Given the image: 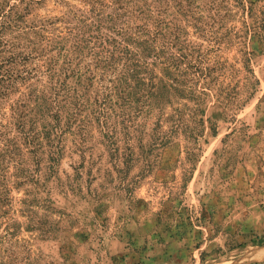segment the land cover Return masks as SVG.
Instances as JSON below:
<instances>
[{"label":"rangeland","instance_id":"rangeland-1","mask_svg":"<svg viewBox=\"0 0 264 264\" xmlns=\"http://www.w3.org/2000/svg\"><path fill=\"white\" fill-rule=\"evenodd\" d=\"M177 1L185 16L167 0V26H149H178L186 45L166 51L186 59L150 72L190 79L201 103L141 111L134 96L102 106L91 53L59 57L74 18L116 0H0V264H228L251 249L229 264H264V0Z\"/></svg>","mask_w":264,"mask_h":264},{"label":"trees","instance_id":"trees-1","mask_svg":"<svg viewBox=\"0 0 264 264\" xmlns=\"http://www.w3.org/2000/svg\"><path fill=\"white\" fill-rule=\"evenodd\" d=\"M167 0H116L117 7L114 12L105 15L97 5H92L87 15L74 18L76 21L71 25L67 38L60 43L59 57L71 65L74 61L82 62L87 58L88 53L97 60V66L101 67L104 73L109 74L107 82L103 85L102 106L115 101V104H125L135 97V103L141 105V111L145 108L153 109L160 101L170 98L173 94L186 96L190 100L201 103L202 92L188 86L190 79L180 81L178 78H168L172 82L161 81L156 84V77L150 72V66H155L164 57L166 74L180 66L186 56L178 55L186 45V38L182 37L183 31L175 26V33L170 32L162 35L160 32H153L150 23L157 24L163 30L167 26L161 19L160 4ZM179 11L185 10L183 2L173 0ZM184 12V13H183ZM182 13L185 14V11ZM154 20V22H153ZM151 25V24H150ZM177 33V34H176ZM159 34L162 35V51H158ZM168 49L178 50L168 52ZM123 61L122 68L119 64ZM85 74L91 73L90 62H84ZM206 70L203 67L189 63L185 68L193 74ZM86 80L92 81L91 78ZM140 91V92H138ZM145 95H142V92ZM140 96V97H138ZM83 98L79 97L74 101L75 113L81 107ZM101 106V107H102ZM143 107V108H142ZM200 111V110H199ZM103 117L104 127L107 119L104 110L98 112Z\"/></svg>","mask_w":264,"mask_h":264},{"label":"bare ground","instance_id":"bare-ground-1","mask_svg":"<svg viewBox=\"0 0 264 264\" xmlns=\"http://www.w3.org/2000/svg\"><path fill=\"white\" fill-rule=\"evenodd\" d=\"M253 253H254V251L252 249L251 250H246V251L242 252L241 254H239L238 256L233 257L228 262V264L229 263H237V262L242 261V260H249V259L252 258Z\"/></svg>","mask_w":264,"mask_h":264},{"label":"crops","instance_id":"crops-1","mask_svg":"<svg viewBox=\"0 0 264 264\" xmlns=\"http://www.w3.org/2000/svg\"><path fill=\"white\" fill-rule=\"evenodd\" d=\"M264 249H262V250H259V252H261V251H263Z\"/></svg>","mask_w":264,"mask_h":264}]
</instances>
